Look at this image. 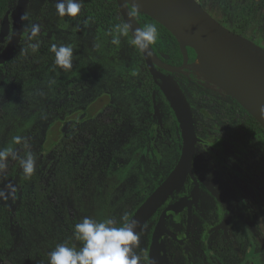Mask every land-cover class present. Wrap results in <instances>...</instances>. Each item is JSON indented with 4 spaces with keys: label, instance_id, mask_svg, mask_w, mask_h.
I'll use <instances>...</instances> for the list:
<instances>
[{
    "label": "flooded vegetation",
    "instance_id": "1",
    "mask_svg": "<svg viewBox=\"0 0 264 264\" xmlns=\"http://www.w3.org/2000/svg\"><path fill=\"white\" fill-rule=\"evenodd\" d=\"M263 1H258L257 10L264 9ZM109 4L111 3L106 1V5ZM113 4L116 5L115 0ZM83 12L81 21H87L99 30L105 29L116 33V30L108 29L102 19L96 20L92 11L84 6ZM207 13L211 16V13ZM106 18L108 19V13ZM245 31L243 35L232 32L264 50L260 45L264 35L262 29H256L250 38L245 36ZM128 35L132 39L129 33ZM9 37L10 33L0 44V52ZM24 37L38 47L33 50L28 45H22ZM65 37L52 41L37 39L36 36H31V33L26 36L22 29L16 50L4 64L0 65V70L5 75L4 79L11 72L24 69L28 65L36 68L39 64L54 63V54L50 48L53 44L65 45L68 42ZM29 51L34 55H29ZM40 51H46L49 55L39 53ZM39 56L46 59L39 61ZM139 56L142 58L141 53ZM194 62L195 59L189 62L187 52V59L185 62L182 59L179 66L162 62L173 69L184 64L180 71L169 72L158 68L164 76H172L190 109L195 136L191 161L192 175L188 174L180 191L172 192L138 229L140 240L134 251L141 257L140 264H237L241 262V256L246 258L261 248L262 200L260 192L255 194L248 182H256L257 187L264 192V130L238 102L215 84L210 83L212 86L207 85L208 87L200 89L184 88L182 80L192 79L190 77L192 73H185L182 70L193 71ZM143 68L146 78L138 80L137 87L129 88L125 94H120L116 87L111 98L103 94L105 98L103 104L96 105V102L101 100L98 96L95 104L87 105L80 121L68 119L57 123L58 129L63 127L62 135L55 141L52 150L54 157L60 159L71 153L73 146L70 144L74 145L73 137L79 129H83L82 142L98 140L85 136L84 129L87 125L85 116L88 114L90 118L95 117L104 108L111 106L112 136L117 144L126 145L131 162L137 163V166L144 163L146 167H150L149 165L154 162L157 173L166 174L142 199L116 201L114 213L98 217L97 221L110 218L117 225L124 223L125 218L130 221L135 211L175 168L182 155V131L174 110L158 83L149 75L144 60ZM119 74L118 67L112 66L111 76L115 83L120 79ZM193 74L195 75L194 71ZM88 88L92 94H96V88L91 85L88 87L87 83H84L78 94H85ZM70 98L68 93V101ZM66 106L68 107V103ZM89 124L94 128L96 137L97 134H101V130L97 129L96 120H89ZM63 138L67 143L61 155L56 153V148ZM97 158L96 149L93 146L88 147L81 169L84 183L89 175L90 166ZM123 164L119 161L117 168L123 167ZM169 206L177 208L167 210ZM85 217L87 215L75 217L70 215L71 220L76 218L78 222ZM10 229L12 231V228ZM64 236L68 246L80 247V242L75 240L70 227Z\"/></svg>",
    "mask_w": 264,
    "mask_h": 264
},
{
    "label": "rangeland",
    "instance_id": "2",
    "mask_svg": "<svg viewBox=\"0 0 264 264\" xmlns=\"http://www.w3.org/2000/svg\"><path fill=\"white\" fill-rule=\"evenodd\" d=\"M12 1L15 6L16 0ZM106 1L113 4V0ZM205 1L211 16L219 22L224 20L234 25L240 19H247V38L253 36L258 28L264 34V9L257 10L254 0ZM56 3L57 0H30L25 12L30 19L23 21V30L27 33L33 23H38L40 31L36 34L37 39L52 41L66 36L68 42L65 45L73 49L72 68L64 70L49 62L47 65L39 64L36 68L28 65L11 72L6 79L0 70V148L13 147L19 158L31 151L36 157L34 176L44 187L51 185L41 206L36 208L27 199L30 185L28 178L22 174L19 158L10 159L8 167L0 172V189L7 191V185L16 188L14 196L0 199V234L4 240V246L0 249L1 264H48V253L54 248L48 234L45 236L34 229L40 227L39 222L46 228L49 224L54 226L53 223H63L70 215H87L95 220L110 216L117 207L116 201L140 200L166 176L165 173H157L154 162L150 167L144 166V163L137 166V163L131 162L126 145L117 144L112 136L111 106L95 117L85 116V136L96 138L97 141L82 142L83 129H79L73 137V151L61 159L54 157L52 147L61 138L63 129H58L59 121L79 120L87 105L95 104L98 96L101 100L96 105H101L105 102L103 94L111 98L116 87L120 94H125L129 88L137 87L138 80L146 78L143 60L132 46L129 35L121 37L119 46L112 45V37L106 35L108 31H100L89 22L81 21L83 6L76 17H59L55 10ZM21 44L30 46L32 43L24 37ZM260 45L264 47V35ZM39 53L49 55L46 51ZM112 66L118 67L120 73L117 83L111 76ZM182 71L192 73V79L182 80L184 88L212 86L205 79L194 75L193 71ZM84 83L96 88V94L100 95L92 94L89 88L85 94L79 95ZM68 93L71 96L69 101ZM89 120L97 121V129L101 130L97 137ZM16 135L25 137L27 143L14 145L12 138ZM92 146L98 158L90 166L84 183L81 169L85 152ZM119 161L124 163L121 168H117ZM248 184L255 194L260 192L262 200L261 248L246 258L241 256V262L237 264H264V192L257 187L256 182L250 181ZM9 227L14 235L7 238L5 232ZM52 234L57 237L56 233ZM54 243L57 246L61 240L57 238Z\"/></svg>",
    "mask_w": 264,
    "mask_h": 264
},
{
    "label": "water",
    "instance_id": "3",
    "mask_svg": "<svg viewBox=\"0 0 264 264\" xmlns=\"http://www.w3.org/2000/svg\"><path fill=\"white\" fill-rule=\"evenodd\" d=\"M29 1L16 0L14 8L7 10L0 21V44L10 33L8 42L0 52V65L11 57L20 42L23 29L21 16L25 14ZM145 1L150 13L144 14L158 22L178 40L184 62L187 59L186 47H188L194 51L195 61L201 60L213 84L238 102L264 130V50L222 26L196 0ZM115 2L123 22L130 26L129 34L132 37L135 29L141 28L131 11V9L137 10L126 0H115ZM33 24L37 25V23ZM29 33L31 31L26 33V36ZM178 38L185 44L182 45ZM139 52L149 75L155 83H158L174 110L182 131L183 149L175 168L131 217L130 221L138 222L136 231L172 192L180 191L186 176L192 175L191 161L195 142L190 109L179 86L172 76H164L158 70L159 68L178 72L184 64L171 70L156 57L151 48ZM245 74L253 76L257 82L248 83ZM191 196L193 197V193ZM176 208L169 206L167 210Z\"/></svg>",
    "mask_w": 264,
    "mask_h": 264
},
{
    "label": "clouds",
    "instance_id": "4",
    "mask_svg": "<svg viewBox=\"0 0 264 264\" xmlns=\"http://www.w3.org/2000/svg\"><path fill=\"white\" fill-rule=\"evenodd\" d=\"M83 0H57L56 14L59 17H76L82 9ZM30 19L27 13L21 16L22 21ZM40 31L39 25H32L31 36L35 37ZM130 26L127 23L116 27V34L111 36L110 43L115 46L121 44V37L127 36ZM158 38V30L152 24L137 28L132 33L131 44L141 52L147 51ZM35 50L38 45L31 44ZM54 54L55 66L69 70L72 68L73 49L64 44H53L50 48ZM54 83V81H53ZM14 145L26 144V138L16 135L12 138ZM18 154L13 147L0 148V172L8 167V161L17 160ZM20 168L25 178H30L36 170V157L28 151L23 158H19ZM7 191L0 189V199H8L16 193L13 185L6 186ZM138 222L127 221L119 225L113 219L97 221L90 217L83 218L75 224L73 235L80 247L58 244L48 253V264H140L141 257L134 251L139 244L140 235L136 231Z\"/></svg>",
    "mask_w": 264,
    "mask_h": 264
},
{
    "label": "trees",
    "instance_id": "5",
    "mask_svg": "<svg viewBox=\"0 0 264 264\" xmlns=\"http://www.w3.org/2000/svg\"><path fill=\"white\" fill-rule=\"evenodd\" d=\"M197 1L205 11L210 13L209 6L207 5L205 0H197ZM254 1H255V5L257 6L259 0H254ZM113 3H114V0H113ZM113 5L114 7H112L111 4L106 5V0H85L83 3L84 7L92 11V14L95 16L96 20L102 19L104 25L108 29L116 30V27L118 25H122L124 23L117 11L116 5L115 4ZM13 7L14 5H13L12 0H0V21L2 20L6 11L9 9H12ZM131 11L133 12L134 17L139 23L141 28H143L144 25L146 24H152L157 28L158 30L157 41L154 45L150 47L153 50L156 57L167 65H171V66L181 65L183 55L179 49L178 40L171 33H169L163 26H161L158 22L153 20L150 16L144 13H141V12L133 11L132 9ZM107 13H108V19L106 18ZM220 23L224 27L231 29L235 33L243 35L248 21L247 19L245 20L240 19L236 21L234 25H229L224 20H221ZM137 52L140 55V52L138 50ZM187 52H188L189 62H193L195 59L194 51L190 48H187ZM28 54L34 55L31 51H29ZM162 56H165L166 58L163 59ZM45 59L46 57L39 56V61H42ZM66 143L67 141L63 138L62 142L58 143L57 145L56 153H60L62 155L64 151L63 148L65 147ZM70 146H73V144L71 143ZM28 184L30 185V188L28 189V192L26 193L27 199L31 200L34 203L33 204L34 207L39 208V206H41V202L43 201L42 199H44L47 196L48 191L50 190L49 187L51 185L44 187L41 184V181L36 176H34V174L30 178H28ZM13 222H15V220H13ZM39 223H40V227H34V229L36 230V232L38 233L41 232L45 236L46 234H48V238L52 241L51 245L53 248H55L57 243H54V241L56 242L57 238L61 240V243L66 244V237L64 236V233L68 231L69 227L73 231L74 226L75 224L78 223V221L76 220V218L71 220L70 217H68V219H66L63 223L62 222L53 223L55 224L54 226L49 224V226H47L46 228L43 227L41 222ZM52 233H56L57 237L53 235ZM13 235H14V232L11 231L10 227L7 228V231L5 232V236L8 238V237H13ZM3 246H4V240L0 234V249H2Z\"/></svg>",
    "mask_w": 264,
    "mask_h": 264
},
{
    "label": "bare ground",
    "instance_id": "6",
    "mask_svg": "<svg viewBox=\"0 0 264 264\" xmlns=\"http://www.w3.org/2000/svg\"><path fill=\"white\" fill-rule=\"evenodd\" d=\"M126 1L128 3H130L135 10H137L139 12H143V13H150V10H149L148 5H147L145 0H126ZM178 39L182 43V45L185 44L182 39H180V38H178ZM158 64L163 65L161 63H158ZM168 68L173 70L172 67H168ZM192 70L194 71L195 75H197L198 77L205 79L209 83H213L210 76L208 75V72L206 71V68L204 67V65L200 59H197L193 63ZM245 80L248 83H253V84H255L257 82V80L249 74H245Z\"/></svg>",
    "mask_w": 264,
    "mask_h": 264
}]
</instances>
